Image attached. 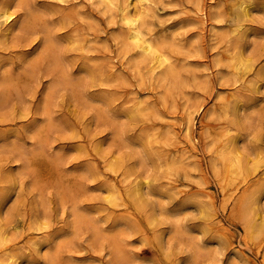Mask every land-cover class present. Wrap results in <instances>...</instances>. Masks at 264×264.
Returning a JSON list of instances; mask_svg holds the SVG:
<instances>
[{"label":"clouds","instance_id":"9594fccd","mask_svg":"<svg viewBox=\"0 0 264 264\" xmlns=\"http://www.w3.org/2000/svg\"><path fill=\"white\" fill-rule=\"evenodd\" d=\"M0 264H264V0H0Z\"/></svg>","mask_w":264,"mask_h":264}]
</instances>
